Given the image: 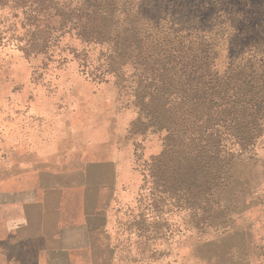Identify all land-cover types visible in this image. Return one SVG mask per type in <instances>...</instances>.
I'll return each instance as SVG.
<instances>
[{"label": "rangeland", "instance_id": "1", "mask_svg": "<svg viewBox=\"0 0 264 264\" xmlns=\"http://www.w3.org/2000/svg\"><path fill=\"white\" fill-rule=\"evenodd\" d=\"M119 1L139 12L143 36L191 44L211 75L250 58L264 62V0ZM22 31L0 8V214H11L0 216V241L19 240L26 253L33 241L71 247L65 256L57 250L58 264H264V129L253 147L233 152L221 193L225 222L198 229L192 210L151 196L145 162L162 149L163 133L130 131L137 110L123 81L99 74L103 66L93 79L70 55L63 60L64 43L83 48L67 33L27 57L14 39ZM98 52H87L93 68ZM22 190L40 199L39 217L57 209L55 239L34 240L33 226H16V206L1 208Z\"/></svg>", "mask_w": 264, "mask_h": 264}, {"label": "trees", "instance_id": "2", "mask_svg": "<svg viewBox=\"0 0 264 264\" xmlns=\"http://www.w3.org/2000/svg\"><path fill=\"white\" fill-rule=\"evenodd\" d=\"M4 7L23 28L14 39L25 56L47 53L67 33L83 48L64 43L63 60L70 55L93 79L103 66L99 74L123 81L137 110L130 131L163 133L162 149L145 162L152 197L192 210L198 229L225 222L221 193L233 152L253 147L264 129V62L250 58L211 75L191 44L143 36L139 12L119 0H0ZM97 46L102 61L93 68L87 52Z\"/></svg>", "mask_w": 264, "mask_h": 264}, {"label": "crops", "instance_id": "3", "mask_svg": "<svg viewBox=\"0 0 264 264\" xmlns=\"http://www.w3.org/2000/svg\"><path fill=\"white\" fill-rule=\"evenodd\" d=\"M33 155L40 156L41 153L38 152L37 148L29 147ZM40 199L35 195L26 196L24 190L18 192L17 200L12 203L6 201V203L1 204V208L9 207L11 205L16 206V226L24 227L26 224L34 227L28 233L31 234L34 240H39L41 235L52 234L55 239V235L58 231L57 223V209L56 210H43L40 217L35 213L34 208L40 204ZM32 208L26 213L25 208ZM0 216H11V214L2 213ZM14 216V215H13ZM19 237V236H18ZM20 238V237H19ZM25 243L17 241L16 243H11L9 241H0V264H58L57 262V252L61 251V255L65 256L66 251L71 250L69 246L57 247L56 242L53 241L46 243H41L33 241L31 247L26 248ZM58 250V251H57ZM66 264V263H60Z\"/></svg>", "mask_w": 264, "mask_h": 264}]
</instances>
